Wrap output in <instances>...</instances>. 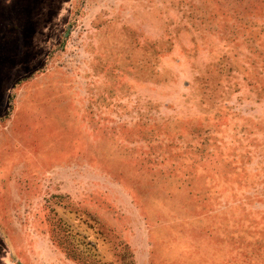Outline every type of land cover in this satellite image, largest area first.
<instances>
[{"label": "rangeland", "instance_id": "obj_1", "mask_svg": "<svg viewBox=\"0 0 264 264\" xmlns=\"http://www.w3.org/2000/svg\"><path fill=\"white\" fill-rule=\"evenodd\" d=\"M217 1L0 0V264H264V97Z\"/></svg>", "mask_w": 264, "mask_h": 264}, {"label": "trees", "instance_id": "obj_2", "mask_svg": "<svg viewBox=\"0 0 264 264\" xmlns=\"http://www.w3.org/2000/svg\"><path fill=\"white\" fill-rule=\"evenodd\" d=\"M217 3L220 8H232L230 9V13L232 19H236V23L233 22L231 25V27H233V30L230 31V34H232L231 38L235 40L236 36L242 33V39H247V41L251 42L250 44H253L250 47L249 53L254 58H247L249 62L244 64L247 65L246 72L253 79L251 85L255 88L254 92L258 93L257 95L259 97H264V51L263 49H259L254 43V40H256L255 38L262 37V35H264V19L259 20L263 18V16H261V14H252L251 12V10L254 11L257 8H264V0H220L217 1ZM237 8H242L243 12H240ZM247 10L250 11L247 12ZM258 50H260L261 53L258 54ZM207 155L209 156V154ZM186 175H191V173ZM195 175L198 176L197 174ZM172 176L173 175L170 173L168 178L172 179ZM200 177L203 178V175H200ZM153 180L156 181L155 179ZM259 244H261V247L264 249V241H261Z\"/></svg>", "mask_w": 264, "mask_h": 264}]
</instances>
